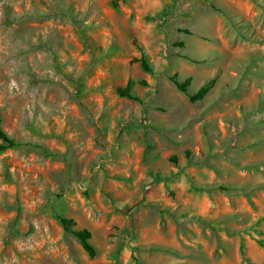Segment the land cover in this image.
Wrapping results in <instances>:
<instances>
[{"label": "rangeland", "instance_id": "374dc122", "mask_svg": "<svg viewBox=\"0 0 264 264\" xmlns=\"http://www.w3.org/2000/svg\"><path fill=\"white\" fill-rule=\"evenodd\" d=\"M119 3L0 0V264H264V0Z\"/></svg>", "mask_w": 264, "mask_h": 264}, {"label": "trees", "instance_id": "16d2710c", "mask_svg": "<svg viewBox=\"0 0 264 264\" xmlns=\"http://www.w3.org/2000/svg\"><path fill=\"white\" fill-rule=\"evenodd\" d=\"M120 1L121 0H112V4L114 6H119ZM122 1H126V0H122ZM186 58L190 59V57H188V56ZM139 61L141 62V65L145 70H147V71L151 70V67L148 64L145 55H142L141 58L139 59ZM170 78L173 81V83L176 85L178 90H180V91H182L188 95V98H189L190 102H192V103H196V102L200 101L201 99H203L204 96L206 95V93L208 92L209 87H210V84H209L210 81H209V82H206L205 84H203L195 93L188 94V87H189L191 80H192L191 77H187L181 81L178 78V74L174 73L173 75L170 76ZM117 91L122 96H127L131 99H138V97L134 93L131 92V82L130 81L126 85V88H124V89L118 88ZM0 140L2 141V143L0 144V150L1 151H4L8 148H12L18 144L17 141L12 136H10L5 131V129L3 128L1 114H0ZM173 159L176 160V157H173ZM193 187L196 190L199 189V187L197 185H193ZM59 220L66 230L70 231L71 233H73L75 235V237L78 239V241L81 244V246L83 247V249L91 257H94L96 255V248L90 241V238L92 236L91 232L86 228H83V229L74 228L75 221L72 218L60 216ZM242 248H243V246H242Z\"/></svg>", "mask_w": 264, "mask_h": 264}, {"label": "crops", "instance_id": "0c3cea01", "mask_svg": "<svg viewBox=\"0 0 264 264\" xmlns=\"http://www.w3.org/2000/svg\"><path fill=\"white\" fill-rule=\"evenodd\" d=\"M191 84V83H190ZM189 88V87H188Z\"/></svg>", "mask_w": 264, "mask_h": 264}]
</instances>
